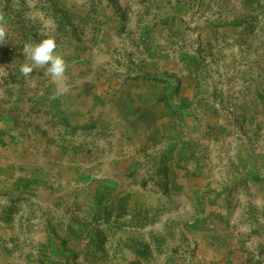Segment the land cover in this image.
I'll use <instances>...</instances> for the list:
<instances>
[{"label":"rangeland","instance_id":"374dc122","mask_svg":"<svg viewBox=\"0 0 264 264\" xmlns=\"http://www.w3.org/2000/svg\"><path fill=\"white\" fill-rule=\"evenodd\" d=\"M0 28V264H264V0H0ZM47 36L59 95L20 72Z\"/></svg>","mask_w":264,"mask_h":264},{"label":"clouds","instance_id":"9594fccd","mask_svg":"<svg viewBox=\"0 0 264 264\" xmlns=\"http://www.w3.org/2000/svg\"><path fill=\"white\" fill-rule=\"evenodd\" d=\"M5 33L0 28V39ZM57 42L55 37L47 36L39 42L25 43V62L20 66V72L27 77L34 68L46 66V72L56 81L57 88L55 95L67 90L64 83V76L67 68L66 61L62 54L56 51Z\"/></svg>","mask_w":264,"mask_h":264},{"label":"crops","instance_id":"0c3cea01","mask_svg":"<svg viewBox=\"0 0 264 264\" xmlns=\"http://www.w3.org/2000/svg\"><path fill=\"white\" fill-rule=\"evenodd\" d=\"M140 90L141 89L137 90L136 91L137 93L136 92L135 93L138 94L139 99L145 100V96L147 95L148 92H145V90H143V91H140ZM140 93H141V95H140ZM125 113L127 114V117L130 114H135L133 117H131L130 128L137 127L140 129V128L152 127V126H155V124H156L155 118H153L150 115L151 112L148 111V109H147V111H143L142 109H140V105L139 106H137L136 104L132 105L130 109L128 108L125 111Z\"/></svg>","mask_w":264,"mask_h":264}]
</instances>
